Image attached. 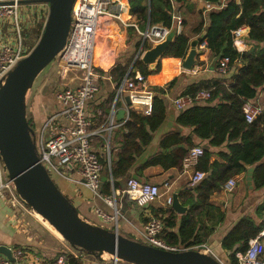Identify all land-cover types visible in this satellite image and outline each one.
<instances>
[{"label": "trees", "instance_id": "16d2710c", "mask_svg": "<svg viewBox=\"0 0 264 264\" xmlns=\"http://www.w3.org/2000/svg\"><path fill=\"white\" fill-rule=\"evenodd\" d=\"M204 1L220 8L208 12L206 20L201 15L200 23L192 31L194 36H200L207 30L203 41L204 54L210 50L217 61L229 58L231 66L241 58L244 66L231 86L215 82L187 87L180 97L193 96L201 89H211L212 97L180 111L175 123L181 131L164 134L158 149L152 151L155 135L166 121L167 95L178 82L179 67L188 55L193 36L184 31L176 35L153 71L138 60L134 70L146 77L159 76L157 79L161 85L169 84L167 88L152 87L155 98L151 116L130 110L128 120L120 129V148L110 149V168L102 159L104 184L99 190L101 195L106 196L112 195V188L125 191V183L129 179L134 177L143 182L144 172L150 168L182 170L183 159L196 147V140L208 141L212 150L205 148L204 157L198 164V169L206 173V178L196 188L184 190L179 195L188 211L183 215L172 208L160 211L165 225L163 239L171 246L193 248L198 252L225 218V213L211 203L212 196L221 193L233 177L244 175L246 181V174L251 168L254 169L253 191L264 188V114L253 124H248L243 110L246 102L258 105V98L264 91V0H226L224 6L222 0ZM129 4L131 14L144 32L149 17L151 26L171 28L174 5L183 7L187 1L150 0V8L149 0H129ZM244 27L250 30L247 44L252 48L240 54L233 45L232 32ZM124 76L121 74L120 77ZM212 158L215 160L212 161ZM247 189L250 191L249 187ZM212 221L207 226L206 222ZM263 230L264 203L257 208L255 216L243 217L223 238L221 247L228 253L227 264H238L235 253L245 252L249 241ZM71 263L75 264V261Z\"/></svg>", "mask_w": 264, "mask_h": 264}, {"label": "crops", "instance_id": "0c3cea01", "mask_svg": "<svg viewBox=\"0 0 264 264\" xmlns=\"http://www.w3.org/2000/svg\"><path fill=\"white\" fill-rule=\"evenodd\" d=\"M119 1L126 2L129 6V10L126 12L123 11L121 14L120 20L111 16H103L99 20L93 60L94 68L100 76L99 89L94 99L87 104L85 110L86 117L91 123L90 133L93 135V149L104 157L110 152L112 147L116 149L120 148L119 142L122 139V131L120 129L126 122V116L123 121H119L118 113L122 110L127 111V106L125 97L124 99L116 100V86H118L124 77L134 68L135 63L141 60L143 45V38L140 35V32L143 31L140 29V24L136 17L131 14L129 0ZM186 1L187 4L183 7H178L176 5L173 7V16H179L181 18L182 32L184 31L186 33H188V30H194L198 26L201 21V14L206 20L208 12L220 9L218 5L211 4L204 0ZM225 3L226 0H222L223 6ZM208 5L211 6V9L207 8ZM111 7L114 9V13H118L115 4ZM100 27H102L101 30ZM174 27L178 30L175 21L172 23V29ZM249 31V28L244 27L242 42L245 47H242H244L245 52H249L252 48V46L247 44ZM190 32L191 35H193L192 31ZM201 47L204 49L205 43H202ZM217 60V58L212 56V52L207 50L205 62L208 64H206L208 68L206 70L202 71L200 65H196L192 72H188L184 71L180 65L178 82L174 89L169 91L167 95L168 112L164 124L168 120V113L170 110L173 111L175 115L172 116L171 120L169 119V123L171 124L169 129L166 130V132L161 131L163 124L160 131L155 135L152 151L158 149L160 139L164 134L170 131H181L180 127L175 123L176 118L181 112L174 107L173 101L180 97L179 95H181L187 87L198 84H212L215 82L231 86L234 83L238 71L243 65L234 67L229 75L222 77L216 71ZM52 68V71H46L40 83L37 85L33 84L34 87L32 86L30 89L32 90V106L29 109V116L28 110H26L37 148H40L42 144H46L52 138V126L47 127L50 117L62 113V106L57 101L56 93L65 89L68 79L65 77L63 79L62 70L57 64H53ZM121 74H125V76L121 78ZM39 76L37 78H39ZM157 77L159 76L149 77L151 85L167 88L169 83L161 85L162 83ZM154 81H156V83ZM30 90L28 93L31 92ZM258 105L263 109L264 114V91L258 98ZM200 146L211 149L208 146V141L196 140V147ZM214 160L215 158H212V161ZM192 174V170L184 171L183 169H171L165 171L160 167L147 169L144 172L143 182L159 185L161 188L160 198L154 204L144 209L131 202L125 195L116 194L117 216L116 210L111 208L102 197L94 194L79 183L80 177L75 169L70 170L69 180L57 174H54V177L55 183L60 191L70 200L75 209L79 212L80 217L86 221L92 229L95 227L109 232L117 230L121 235L129 239L141 241V233L144 232L147 222L153 217H162L160 211L168 209L166 206L167 199L173 197L174 193L179 192L180 195L181 192L189 189L188 182ZM235 179L237 181V186L235 188V190L237 189L236 193H234L235 190L231 193H227L223 190L221 193L211 197V203L219 207L220 210L225 213V218L224 221L215 228L206 245L213 251L215 257L222 260L224 264H227V259L225 258H227L228 253L221 247L223 238L243 217L255 216L257 208L264 203V188L259 191H253L254 188H251L247 184V174L246 181H244V175L235 177ZM103 184L104 180L102 175L101 187ZM247 187L250 188V191H248ZM126 189L127 182L125 183V190ZM115 192L112 188L111 197L114 196ZM101 196L106 195L102 194ZM98 211L102 212L107 217H113L115 219L105 220L99 215ZM26 213H28L26 210L13 208L7 203L0 201V247L23 248L27 254L25 264H49L56 261L59 257L67 255L69 256L67 264H72L71 261H75V264H110L105 260H96L95 255L98 254L82 253L70 245H63L61 240L64 239L50 228L42 218L35 214L38 220L53 230L61 239H59L60 241H56L51 237V239L46 240L45 244H43L44 240H37L31 234H28V231L21 226V221H19V219L26 218ZM212 223L213 221L206 222L207 226ZM43 237H45V235ZM71 252L76 255L78 253V257L75 258V256H71Z\"/></svg>", "mask_w": 264, "mask_h": 264}, {"label": "built area", "instance_id": "2783aa9c", "mask_svg": "<svg viewBox=\"0 0 264 264\" xmlns=\"http://www.w3.org/2000/svg\"><path fill=\"white\" fill-rule=\"evenodd\" d=\"M26 1L36 0H0V89L5 85L10 73L17 65L24 60L33 47L28 42V36L24 38L21 29V6ZM115 4L118 13H112L110 7ZM128 3L119 0H76L71 14V29L64 49L55 59V63L68 79V83L63 91L56 93L57 101L62 106V113L50 117L47 127L52 126V138L41 147L37 148L39 162L50 174H57L69 180L70 170L75 169L80 177L79 183L84 185L94 194L111 207L117 209V195H125L131 202L140 208H147L154 204L161 195L159 185L140 182L131 178L127 182V189L123 192L117 191L114 196H101L99 193L102 175L105 166L102 159H105L110 168V152L106 156H101L94 151L92 146V134L90 133L91 123L86 117L87 104L94 99L99 89L100 76L94 68L93 60L98 35L99 20L102 16H111L116 19L121 18V14ZM211 9V6H207ZM173 21L178 27V35L182 32V20L179 16H173ZM11 31L15 36H5V32ZM172 31L171 28L163 25L148 26L144 32H140L143 38L141 57L147 51V47H154L165 42ZM244 28H239L232 32L233 45L238 53H245L242 37ZM147 46V47H146ZM238 65H243L242 59L235 61L231 66L229 58L217 61L216 71L222 77L229 75L232 69ZM240 71V70H239ZM238 71V73H239ZM75 72V76L68 74ZM149 77L141 72L131 70L124 79L116 86V100L129 97L131 106L127 107L126 121L129 118L130 110L144 116H151L154 107L155 93L152 90ZM212 90L201 89L193 96L178 97L173 101L174 107L178 111L185 110L194 103L210 100ZM245 119L248 124H253L256 119L263 114V109L259 105L249 102L244 104ZM109 151V148H108ZM202 147H194L183 159L182 169L192 170L193 174L189 179L188 187L196 188L206 178V173L198 169L199 161L204 157ZM237 181L231 178L224 186V191L231 193L235 190ZM0 201H3L13 208L26 210L27 203L20 196L16 183L10 178L9 172L0 156ZM173 197L167 199V208H172ZM34 212V211H33ZM105 220H114L98 211ZM165 225L161 217L151 218L145 225L144 232L141 233V243L164 251L183 252L190 249H180L169 245L164 239ZM77 249L82 253L85 251ZM200 251L215 257L212 250L203 245ZM12 255V260L0 252V264H25L27 254L23 248H8ZM195 251V250H194ZM71 256L77 255L73 252ZM264 230L259 235L251 239L245 252L235 253L238 264H264ZM217 258V257H215ZM218 259V258H217ZM69 256L59 257L49 264H67ZM114 264H127L118 261ZM224 264V263H223Z\"/></svg>", "mask_w": 264, "mask_h": 264}, {"label": "water", "instance_id": "95a60500", "mask_svg": "<svg viewBox=\"0 0 264 264\" xmlns=\"http://www.w3.org/2000/svg\"><path fill=\"white\" fill-rule=\"evenodd\" d=\"M75 1L25 2L48 4V20L37 45L10 73L5 85L0 89V156L10 178L15 181L20 196L35 213L44 217L71 247L89 254L110 253L115 257L114 263L122 261L127 264H223L217 258L202 252L164 251L129 239L117 230L109 232L95 227L92 229L39 162L33 130L27 117L26 97L37 77L64 49L71 29V14ZM206 32L207 30L191 42L188 55L182 60V68L185 71L192 72L196 67L197 56L203 53L198 52L197 48L202 45ZM176 35L178 30L174 27L165 42L155 45L143 54L141 61L151 71L162 61ZM125 103L127 107L131 106L129 97H125ZM126 112L122 110L118 113L119 121L124 120ZM253 172V168L247 172V184L251 188ZM173 200L172 209L177 214L183 215L188 211L180 201L179 192L174 193ZM0 252L12 260L7 247H0Z\"/></svg>", "mask_w": 264, "mask_h": 264}, {"label": "rangeland", "instance_id": "374dc122", "mask_svg": "<svg viewBox=\"0 0 264 264\" xmlns=\"http://www.w3.org/2000/svg\"><path fill=\"white\" fill-rule=\"evenodd\" d=\"M113 10L114 9L112 7H110L109 12L114 13ZM49 12H50V7L48 4H45V3H36V4H26L25 3V4H22V6H21V29L23 31L24 38H26V36H28V42L33 48L37 45V43L39 42V40L43 34V31L45 29V25H46L47 20H48ZM107 17H109V16H107ZM101 28L102 27H100V30H101ZM190 31H193V29L188 30L189 35H191ZM4 34H5V36H15V34H13L11 31L5 32ZM191 36H193L192 41L197 40L199 37V36H194V35H191ZM96 40H97V38H96ZM191 42H190V44H191ZM34 44H36V45L34 46ZM147 48L148 49H145V50L152 49L153 47L152 48L147 47ZM197 51L198 52L203 51V53L197 56L196 65L197 66L200 65V67L202 68V71L206 70L208 68V66H207L208 64L205 62L206 54H204V49L201 47V45L198 46ZM53 64H56V63L53 62L50 66H48L45 69V71L39 76V78L36 79L34 85H37L38 83H40L42 77L44 76V74L46 73L47 70L52 71ZM68 75L70 77H73V76H75V72L70 73ZM188 76H190V75H188ZM62 77L64 79V73L63 72H62ZM216 77L219 79V77L217 75H216ZM67 83H68V81H67ZM34 85H33V87H34ZM30 91L31 92L28 93V96L26 99V110H28V116H29V109L32 106V104H31L32 90H30ZM173 115H175L174 112L170 110V112L168 113V120L163 125V127L161 128V131L166 132V130L169 129V127L171 126V124L169 123V119L171 120ZM31 124H34V123H31ZM200 147L205 149V146L204 147L200 146ZM50 176H51L52 181L55 182L54 174L50 175ZM236 192H237V189L235 190L234 193H236ZM26 211L28 212V213H26V218H24V219L21 218V220L19 219V221H21V226L28 231V234H31L37 240H41V239L44 240L43 244H45L46 240L51 239V237H53L56 241L61 240L53 232V230L50 229L51 227L48 224L47 225L50 228L47 227L44 223H42L40 220H38L36 218V215H35L36 213L33 212V210L28 205H26ZM44 235H45V237H43ZM61 241H62L61 243H63V245L66 244L69 246V244L65 240H61ZM95 257H96V260H99V261L105 260L107 263L114 264V255L102 254L101 256L95 255ZM225 259H227V258H225ZM220 261H222V260H220ZM226 262H227V260H226Z\"/></svg>", "mask_w": 264, "mask_h": 264}, {"label": "bare ground", "instance_id": "6f19581e", "mask_svg": "<svg viewBox=\"0 0 264 264\" xmlns=\"http://www.w3.org/2000/svg\"><path fill=\"white\" fill-rule=\"evenodd\" d=\"M127 11V8H125V10H124V12H126ZM181 68H182V64H181ZM36 215H38L40 218H42V220H44L62 239H64L63 237H62V235L53 227V226H51L50 224H49V222L44 218V217H42L40 214H38V213H36ZM104 255H112V254H110V253H104ZM114 261H115V257H114Z\"/></svg>", "mask_w": 264, "mask_h": 264}]
</instances>
